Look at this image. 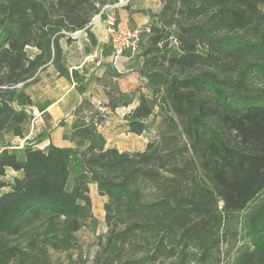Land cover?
Masks as SVG:
<instances>
[{
  "label": "trees",
  "instance_id": "1",
  "mask_svg": "<svg viewBox=\"0 0 264 264\" xmlns=\"http://www.w3.org/2000/svg\"><path fill=\"white\" fill-rule=\"evenodd\" d=\"M118 2L0 0V264L72 258L92 184L108 230L90 264H221L240 233L230 264H264V0H163L141 34L148 93L134 92L123 119L142 135L158 110L162 129L143 151L107 146L94 115L75 118L72 147L7 140L25 136L39 73H69L61 40L84 31L96 44L91 23ZM119 93L128 100L106 108L133 104Z\"/></svg>",
  "mask_w": 264,
  "mask_h": 264
},
{
  "label": "rangeland",
  "instance_id": "2",
  "mask_svg": "<svg viewBox=\"0 0 264 264\" xmlns=\"http://www.w3.org/2000/svg\"><path fill=\"white\" fill-rule=\"evenodd\" d=\"M159 1H161V4H159ZM163 4V0H129L123 6L106 5L104 7L105 10L103 8L104 12L102 11L103 15H101L100 19L99 15L95 17L97 20V25L94 26L96 32L105 31V21L107 15L110 14L115 17L120 29L130 32L139 31V41H137L136 49H129L125 52L118 70L109 61L113 55V46L111 43L106 42L105 37V44H101L99 49H97H103V63L100 66L96 65L99 55L96 54L97 50H95L93 40L89 37V41L81 39L80 51L84 54L77 56L76 62L78 63H74V60H72L70 64L77 65L84 62L86 58L84 56H89L90 53L95 51L94 57L86 60L83 66L84 69L89 71L90 75L85 77L83 73H80L75 77L70 72L65 59L64 62L69 73L63 76L64 84L61 85L57 82L58 76L53 70L45 73L40 72L38 79L26 88V92L31 94L32 108L43 112V118L39 122H33L29 116V120L25 125L26 136L14 138L8 135L7 140L12 145L20 148L28 143L38 145L48 139L64 144L67 141L69 122L72 124L76 117L94 115L95 119L99 121L104 119L100 131L105 135L108 146H115L120 151L126 152L143 151L148 142L154 140L162 129V118L158 114V110L149 118V128L142 135L129 132L127 123L123 119L125 113L138 103L137 94H134V92L138 88H142L143 92L148 93V89L145 88L146 81L141 79L139 74V69L143 62V59L139 56L142 46L141 34L142 31L146 30L148 24L151 23L153 15L160 12ZM76 38L77 36L73 37L74 40ZM77 40L79 39L77 38ZM65 41L66 39H62L63 43ZM171 48L174 51L177 50V43L174 39L172 40ZM29 52L34 54L36 51L29 49ZM120 71L124 73L121 74ZM120 83L123 84L125 91L121 89L122 87L120 88ZM119 92L131 96L133 104L130 107L120 106L116 111H112L109 107L106 108L105 106L111 101L122 105L128 100V97L121 96ZM81 98V104L76 107ZM85 100H88L90 104L84 105L83 110H79ZM51 108H54V111L50 113L47 109ZM21 151V149L18 150L20 155L22 154ZM14 174L11 170L8 171L3 180L11 182ZM6 190L8 189H2L0 193ZM90 196L93 204V218L88 220L87 225L77 233L78 247L70 251L72 258H69V253L53 254V264H82L81 255L82 260L86 261L87 264L92 263L94 260L99 250V237L105 235L108 230L104 210L107 198L104 199L93 184L90 185ZM241 236L242 233H240L232 249H230L229 245L222 244L223 259L221 264L233 262L239 247L244 244Z\"/></svg>",
  "mask_w": 264,
  "mask_h": 264
},
{
  "label": "built area",
  "instance_id": "3",
  "mask_svg": "<svg viewBox=\"0 0 264 264\" xmlns=\"http://www.w3.org/2000/svg\"><path fill=\"white\" fill-rule=\"evenodd\" d=\"M129 0H119L118 3H115V6H123L127 4ZM105 10V8H104ZM101 14L99 15V19ZM95 23L97 22L96 18L93 20ZM105 25V40L108 43H111L113 46V55L110 58V62L116 69H120V64L124 57V54L127 50L136 49L137 41H139L138 33L139 31L130 32L125 29H120L119 25L117 24V20L112 15L108 14L106 19ZM82 32V31H79ZM73 33L72 37L77 36V33ZM84 32V31H83ZM103 49L97 50L98 59L96 61V65L100 66L103 63V56H102ZM29 116L32 118L33 122H39L43 118V112L39 111L36 108L30 107L28 109ZM52 141L50 139L45 140L41 144H38V147L41 150H47ZM24 146L22 145L21 148Z\"/></svg>",
  "mask_w": 264,
  "mask_h": 264
},
{
  "label": "crops",
  "instance_id": "4",
  "mask_svg": "<svg viewBox=\"0 0 264 264\" xmlns=\"http://www.w3.org/2000/svg\"><path fill=\"white\" fill-rule=\"evenodd\" d=\"M159 4H161V1H159ZM97 24L93 21L92 23H91V32L92 33H94V35H95V39H96V41H97V43L95 44V50H97V49H99V47H100V45L101 44H105V42H104V35H105V31L104 30H101L99 33L98 32H96V30H95V28H94V26H96ZM77 38L79 39V40H77ZM77 38L73 41V42H71V43H67L66 41H65V43H63L62 42V40H61V45H62V48H63V53H64V59H65V61L67 62V65H68V68H69V70H70V72L72 73L74 70L76 71V73L79 75L80 73H83V75L85 76V77H87V76H89L90 75V73H89V71H87V69H84L83 68V66H84V62L86 61V60H89V59H92L93 57H94V53H95V51H94V53H90L89 54V56H84V58H85V60H84V62H81L80 64H77V65H75V64H73V65H71L70 63H71V61L72 60H74V63H78V62H76V60H77V56L78 55H83L84 53L83 52H81L80 51V45H81V39H84V41H89V38H88V36H87V33L86 32H80L78 35H77ZM78 50H79V52H78ZM70 51V52H69ZM96 54H97V51H96ZM74 55V56H73ZM83 58V59H84ZM110 61V60H109ZM86 67H87V65H85ZM49 70H53L54 72H56V75L58 76V83H60L61 85L62 84H64V78H63V76H61L60 75V73L57 71V69L53 66V65H50V66H48L46 69H44L42 72H48ZM120 73L121 74H123L124 72H122V71H120ZM89 79V78H88ZM88 79H86V80H88ZM123 84L122 83H120L119 84V86H120V88L121 89H124L123 91H125V88H123V86H122ZM29 95H31L30 93H29ZM81 102H82V98H81V100L77 103V105H76V107L78 106V105H80L81 104ZM32 106H33V104H32ZM31 106V107H32ZM75 107V108H76ZM74 108V109H75ZM54 109V108H53ZM52 108L51 109H47V111L48 112H52V111H54ZM73 109V110H74ZM28 122V121H27ZM70 124H69V131H68V136H67V141L64 143V144H59L57 141H52V144H54V145H56V146H59V147H72L73 146V143L71 142V140H70V135H71V131H72V124H71V122H69ZM26 125V124H25ZM24 135H25V127H24ZM26 136V135H25ZM14 138H18V137H14ZM29 144V143H28ZM31 144V143H30ZM108 146V145H107ZM110 147H115V146H110ZM13 173H15V175H18V173H16V172H14V171H12ZM95 187H96V189H97V186L95 185V184H93ZM102 197H104V196H102ZM106 197H104V199H105ZM105 202H106V200H105Z\"/></svg>",
  "mask_w": 264,
  "mask_h": 264
}]
</instances>
